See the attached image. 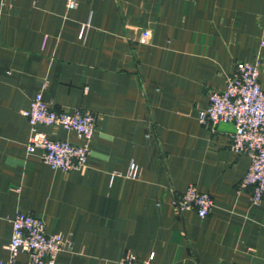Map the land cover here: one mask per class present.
Masks as SVG:
<instances>
[{
	"label": "crops",
	"instance_id": "0c3cea01",
	"mask_svg": "<svg viewBox=\"0 0 264 264\" xmlns=\"http://www.w3.org/2000/svg\"><path fill=\"white\" fill-rule=\"evenodd\" d=\"M256 57L264 92V0L0 3V260L24 212L71 244L60 264H116L126 253L153 255L151 264H264V199L253 205L238 188L250 159L230 150L231 124L197 122L235 63ZM39 93L57 111L95 115L81 170L26 154L22 112ZM132 164L136 179L126 177ZM189 185L213 200L205 219L172 206Z\"/></svg>",
	"mask_w": 264,
	"mask_h": 264
},
{
	"label": "built area",
	"instance_id": "2783aa9c",
	"mask_svg": "<svg viewBox=\"0 0 264 264\" xmlns=\"http://www.w3.org/2000/svg\"><path fill=\"white\" fill-rule=\"evenodd\" d=\"M10 0H0L5 3ZM68 11L78 6V0H65ZM89 23L82 25V34L89 29ZM260 59L254 63L237 62L233 73L226 77L222 91L208 94V106L197 115V122L204 127L219 123L231 124L234 132L230 137V150L235 155L250 159V166L239 190L250 189V200L258 205L264 199V92L259 83ZM22 116L27 120L30 134L25 146L27 155H36L53 170L64 173L79 171L85 167L90 154L91 141L96 127V117L84 110L72 112L57 111L51 103L37 94ZM40 127H59L72 132L81 141L73 145L69 141L51 140ZM128 179L137 178V168L131 165ZM176 213L194 212L205 219L213 208V200L207 193L199 192L189 185L172 201ZM11 237L6 245L7 259L0 264H60L58 255L69 252L71 244L61 234H49L44 223L24 212H17L12 219ZM25 260H19L20 255ZM153 255L139 261L126 253L116 264H151Z\"/></svg>",
	"mask_w": 264,
	"mask_h": 264
}]
</instances>
